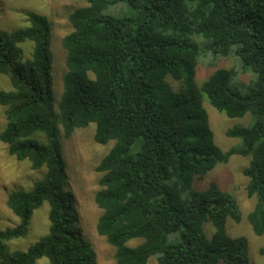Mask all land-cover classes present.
I'll return each instance as SVG.
<instances>
[{
  "label": "trees",
  "instance_id": "16d2710c",
  "mask_svg": "<svg viewBox=\"0 0 264 264\" xmlns=\"http://www.w3.org/2000/svg\"><path fill=\"white\" fill-rule=\"evenodd\" d=\"M125 11L114 12L118 2ZM28 26L0 30V91L6 126L0 142L31 171L30 191L10 193L18 223L0 230V264H97L67 188L62 141L94 125L93 140L110 149L96 167V231L114 249L115 264H247L245 238L229 237L227 219L242 220L235 199L215 182L195 188L233 155L254 209L246 223L264 234V0H88L68 17L63 95L55 104L52 24L27 13ZM33 43L24 60L20 45ZM232 58L230 68H215ZM201 60L213 68L200 84ZM242 72L246 93L230 87ZM173 82L177 88L174 89ZM207 103L229 119L251 117L226 136L241 145L226 152L214 142ZM48 205L47 233L26 251L8 243L26 237L33 212ZM204 222L214 231L210 240ZM137 242L131 246L130 243ZM264 257V247L259 250Z\"/></svg>",
  "mask_w": 264,
  "mask_h": 264
},
{
  "label": "rangeland",
  "instance_id": "374dc122",
  "mask_svg": "<svg viewBox=\"0 0 264 264\" xmlns=\"http://www.w3.org/2000/svg\"><path fill=\"white\" fill-rule=\"evenodd\" d=\"M87 2L88 0H0V30L2 31L12 32L27 27L29 25L27 13L29 12L40 14L51 22L52 89L55 104L63 95L65 51L61 42L71 31L68 17L75 9L85 6ZM113 10L116 14H121L125 11V5L122 1L118 2ZM20 47L23 59H30L33 43L25 42ZM234 65L235 61L232 58H223L217 61L215 68H230ZM212 70L207 60H201L196 70L197 83L203 82ZM249 79V73L242 72L236 80L239 83H230V87L244 94ZM170 83L174 89L177 88L173 82ZM0 91H11L9 79L5 75H0ZM204 107L215 144L224 152L240 146V140L228 138L226 131L234 126L249 125L251 117L246 115L239 119H229L207 103H204ZM4 112L5 108L0 106V132L6 126ZM93 131L94 125H90L86 129L77 130L68 140L62 141L67 188L73 198L78 226L83 236L91 243L97 257V264H115L114 249L96 231L100 211L94 203L100 178L96 167L107 154L110 145L96 144L93 140ZM247 165L248 158L233 155L226 163L217 165L204 178L196 180L194 186L198 190H203L210 182H215L222 191L229 193L235 199L241 211L242 220L234 223L227 219V235L232 238L241 236L246 239L248 243L247 264H264V257L259 254V250L264 247V234L255 236L246 223L247 214L255 206L254 199L247 196L245 189L247 180L242 171ZM42 173V171H31L28 161H17L9 156L6 146L0 142V230L14 227L18 223L17 217L6 206L7 196L18 190L30 191L33 188V182L39 179ZM48 211V205L44 203L33 212L26 237L8 243L11 252L26 251L47 233ZM203 231L210 240L214 231L211 223L204 222ZM136 244L137 242L130 243L131 246ZM36 264H48V260L41 258L36 261ZM147 264H157L156 258H150Z\"/></svg>",
  "mask_w": 264,
  "mask_h": 264
}]
</instances>
